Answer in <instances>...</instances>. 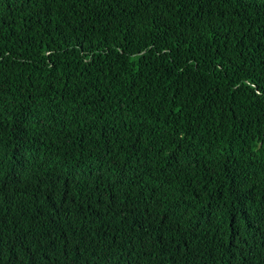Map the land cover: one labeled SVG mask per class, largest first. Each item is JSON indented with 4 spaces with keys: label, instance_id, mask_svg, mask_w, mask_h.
<instances>
[{
    "label": "trees",
    "instance_id": "obj_1",
    "mask_svg": "<svg viewBox=\"0 0 264 264\" xmlns=\"http://www.w3.org/2000/svg\"><path fill=\"white\" fill-rule=\"evenodd\" d=\"M0 264H264V0H0Z\"/></svg>",
    "mask_w": 264,
    "mask_h": 264
}]
</instances>
